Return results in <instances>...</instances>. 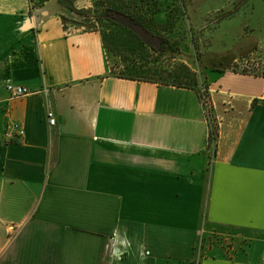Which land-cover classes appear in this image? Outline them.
Returning a JSON list of instances; mask_svg holds the SVG:
<instances>
[{
	"label": "crops",
	"instance_id": "obj_1",
	"mask_svg": "<svg viewBox=\"0 0 264 264\" xmlns=\"http://www.w3.org/2000/svg\"><path fill=\"white\" fill-rule=\"evenodd\" d=\"M199 1L232 12L216 57L261 46L264 0ZM63 13L0 0V264H264V72L209 71L213 146L202 86L111 74L100 33ZM211 233L228 255L202 253Z\"/></svg>",
	"mask_w": 264,
	"mask_h": 264
},
{
	"label": "rangeland",
	"instance_id": "obj_2",
	"mask_svg": "<svg viewBox=\"0 0 264 264\" xmlns=\"http://www.w3.org/2000/svg\"><path fill=\"white\" fill-rule=\"evenodd\" d=\"M30 6L55 1L61 5L62 22L65 27L77 32L97 31L100 33L106 50L111 74L131 75L137 78L155 79L158 83L187 84L205 87L212 67L229 69L236 73L261 74L264 72V36L255 46L250 42L243 54L235 53L216 57L210 48V30L215 23L227 18L231 13L208 12L207 3L199 0H124L133 9L142 4V15L133 20L151 37L140 36L120 18L108 10L106 2L111 0H28ZM115 1V0H114ZM123 1V0H122ZM135 1V5L130 4ZM153 1L161 10V18L150 22L147 6L153 8ZM246 0H236L234 7ZM190 11V13L188 12ZM127 16V15H126ZM194 20V21H193ZM122 22V23H121ZM248 30V29H247ZM146 37V39H144ZM244 43V42H243ZM241 43V44H243ZM223 46L231 43L222 42ZM234 45V44H233ZM232 45V46H233ZM242 46V45H241ZM222 47V46H221ZM188 68L193 74L192 81L182 72ZM214 69V68H213ZM162 72V73H161ZM182 75V76H179ZM184 77V78H183ZM234 237L227 233H211L200 244L202 253L205 247L215 246L220 254L228 255L234 247ZM203 255V254H202Z\"/></svg>",
	"mask_w": 264,
	"mask_h": 264
},
{
	"label": "built area",
	"instance_id": "obj_3",
	"mask_svg": "<svg viewBox=\"0 0 264 264\" xmlns=\"http://www.w3.org/2000/svg\"><path fill=\"white\" fill-rule=\"evenodd\" d=\"M5 90L7 91L10 99H20V98L25 97L31 93V90L28 87L18 85V84H14V83H7V85L5 86ZM199 97H200V103H201V105L204 109L205 115H206V119L212 128V137L210 138V141H211L212 145L214 146L213 141L215 139V129L216 128H215V122L211 118L210 98H209L208 92L205 88L202 87L200 89ZM46 119H47L48 125L50 127L56 126L57 121H56L55 115L52 111H48L46 113ZM13 128L15 130L16 136H18V137L23 136L24 132L20 128L19 125H14Z\"/></svg>",
	"mask_w": 264,
	"mask_h": 264
},
{
	"label": "trees",
	"instance_id": "obj_4",
	"mask_svg": "<svg viewBox=\"0 0 264 264\" xmlns=\"http://www.w3.org/2000/svg\"><path fill=\"white\" fill-rule=\"evenodd\" d=\"M30 1H32V0H30ZM156 2L157 1H155V2L153 1L154 6H156V4H157ZM105 4L108 5V8H107L108 10H112V11L123 13V14L127 15L128 17H131L133 20H135L134 18L137 16V13L139 14L138 17H140V18H143V17L148 18L146 16L147 12H146L145 15L141 14L142 13L141 11H143L142 4L140 5L139 8H136V6H135V8H133V9L130 7L129 4L128 5L125 4L124 0L123 1L122 0H115V1L111 0L110 2H106ZM130 4L135 5V1H132ZM146 10L149 11V14L151 15L150 22L153 20L152 17L154 15L160 13V11H161L157 6H156V8L155 7L151 8V7L147 6ZM143 19H145V18H143ZM145 20H147V19H145ZM182 74H183V76L185 75V77L187 79L192 81L194 74L188 68L184 69ZM179 76H182V75H179ZM118 77L126 78V79H132V80L157 82L155 79H153V78H151L149 76H148V78H143V79L142 78L140 79V78H137V77L131 76V75H118ZM171 84L176 85V86L191 87V86H187V84H180V83L179 84L171 83Z\"/></svg>",
	"mask_w": 264,
	"mask_h": 264
},
{
	"label": "water",
	"instance_id": "obj_5",
	"mask_svg": "<svg viewBox=\"0 0 264 264\" xmlns=\"http://www.w3.org/2000/svg\"><path fill=\"white\" fill-rule=\"evenodd\" d=\"M114 15L117 17V18H120L122 24H124L125 26H128L130 29H132L135 33H137L138 35H140L141 37L142 36H147V37H151L147 32H145L142 27H140L139 25H136L133 20L126 16L125 14L123 13H120V12H115ZM146 39V37L144 38Z\"/></svg>",
	"mask_w": 264,
	"mask_h": 264
}]
</instances>
